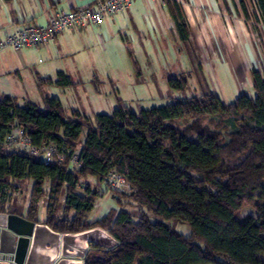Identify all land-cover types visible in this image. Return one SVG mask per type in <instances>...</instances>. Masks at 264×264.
Here are the masks:
<instances>
[{"label":"trees","instance_id":"1","mask_svg":"<svg viewBox=\"0 0 264 264\" xmlns=\"http://www.w3.org/2000/svg\"><path fill=\"white\" fill-rule=\"evenodd\" d=\"M255 1L264 22V0ZM175 19L187 41L189 28L180 11ZM188 77L171 78V86L185 89ZM252 79L255 96L241 93L228 104L202 87L199 96L139 112L119 105L93 120L79 110L69 115L49 93L42 104L28 100L23 105L15 96L0 94V141L15 124L37 146L52 141L81 151L80 166H74L69 160L45 163L0 146V197L4 186L19 188L31 179L27 219L39 221L38 202L49 186L44 223L62 233L95 226L108 230L118 244L93 247L85 264H264V68H253ZM38 83L75 84L64 72L55 79L39 77ZM111 171L127 180L129 192L104 183ZM90 177L97 180L95 187ZM101 184L120 207L90 221ZM65 190L64 204L51 203L54 194ZM124 202L138 207L137 212ZM246 205L255 216L242 215ZM170 221L188 226L191 234L185 236Z\"/></svg>","mask_w":264,"mask_h":264},{"label":"crops","instance_id":"2","mask_svg":"<svg viewBox=\"0 0 264 264\" xmlns=\"http://www.w3.org/2000/svg\"><path fill=\"white\" fill-rule=\"evenodd\" d=\"M93 2L95 0H0V39L23 26L46 25L60 10H73ZM231 2L235 3L236 0H134L128 9L107 16L102 24H89L83 28L65 31L49 44L33 48V57L28 55L30 50L3 52L0 55L5 60L17 57L21 67L26 69L36 64L34 80L40 90L41 100L32 101L42 104L44 94H50L48 88L57 85L52 83L41 87L38 83L39 77L55 79L58 72H64L71 78L79 76L78 62L88 60L87 56L95 54L96 51L112 54V50L107 47L112 37L115 33L132 27L130 39L143 47L139 50H144L146 57L149 54L152 57L155 47L163 45L164 53L169 57L185 54L187 74L193 76L194 73L197 77L206 71L205 60L209 62L216 59L239 70L240 78L248 90L255 92L252 70L264 68V22L255 0L256 10L253 17L256 18V23L250 14L246 16L244 7ZM177 10L188 24L190 36L187 41L182 40L177 29ZM150 56L148 60L153 59ZM150 62L149 71L153 72L151 66L154 61ZM132 63L134 71L142 75L140 61L132 58ZM16 74L21 75L20 68ZM77 83L80 82L76 81L75 84ZM0 94L9 93L1 91ZM100 194L105 195L106 192ZM110 195L115 197L111 192ZM110 209L103 210L93 221L105 216ZM46 216L43 219L38 218L39 221L44 222ZM190 233L191 229L185 236Z\"/></svg>","mask_w":264,"mask_h":264},{"label":"rangeland","instance_id":"3","mask_svg":"<svg viewBox=\"0 0 264 264\" xmlns=\"http://www.w3.org/2000/svg\"><path fill=\"white\" fill-rule=\"evenodd\" d=\"M236 4H240L243 7L241 0H236L233 3V5ZM244 4L248 14L255 21L256 18L253 17L256 10L254 0H244ZM255 23L253 22V25ZM132 31L133 28L131 27L115 33V36L112 37L111 42L107 46L108 49L112 50V54L96 51L95 54L87 56L88 60L78 62L80 65L77 75L79 76H74L72 79L74 82L78 81L80 83L69 87L60 88L52 86L48 88L50 95L58 97L63 105L67 107L69 115H72L74 110H79L93 120L97 113H112L119 105L128 106L131 110L139 112L144 108L159 107L176 100L199 96L203 92L202 87H209L226 104L234 101L242 93L240 91H245L249 95L255 96V92L248 90L240 78L239 70H236L232 66L228 67V64L216 59H211L209 62L205 60V73L201 74L199 72L198 77L194 73L193 76H189L188 86L185 89L179 90L174 88L171 86L170 79L180 77V72H183L182 75H187L188 73L185 54L179 53L176 56L169 57L164 53V46L157 45L152 57L149 54L150 58H153L151 60L154 61L151 66L154 71L150 72L151 60H148L149 56L146 57L143 49L142 52L139 50L143 47L137 42L131 41L130 35ZM125 36L129 38L126 39ZM8 49L0 50V53L30 50L28 51V55L29 57H33L31 53L35 52L33 48ZM3 57L0 55V92L6 91L9 94L17 96L20 105H23L29 99L40 101V90L34 80L36 64L33 63L35 66H30L26 69L21 67L17 57L14 56L13 59L7 60L3 59ZM132 58L140 61L141 68L143 69L142 75H138V72L134 71ZM18 68H20L21 75L16 74ZM179 123L185 125L183 121ZM85 134L86 130L83 133L82 140H84ZM88 180L92 183L93 187L98 183L94 177H90ZM32 186L33 181L28 179L19 187L22 192L20 197L11 199L9 204L0 201L4 204V211L2 212L24 217L27 214V208L30 206L26 207L27 195L30 191L29 204L32 200ZM84 186L85 184H80L78 188L84 190ZM105 187L104 184H101L99 187L106 194H99L97 197L96 207L89 216L90 221H93L105 209L120 207L119 203L114 199L115 197H111V190H105ZM45 190L47 191V186H45ZM66 194V190L61 194H54L51 203L57 200L60 204H64L65 201L63 199L66 197ZM50 199L48 200L44 196L39 200V219H43L46 216V209ZM124 206L137 212L138 207L135 205L124 202ZM60 210L62 212V209ZM242 215L255 216L256 214L250 205H246L242 210ZM169 223L177 230L182 231L184 235H188L190 232L187 226L174 221H170Z\"/></svg>","mask_w":264,"mask_h":264},{"label":"built area","instance_id":"4","mask_svg":"<svg viewBox=\"0 0 264 264\" xmlns=\"http://www.w3.org/2000/svg\"><path fill=\"white\" fill-rule=\"evenodd\" d=\"M134 0H95L92 4L73 9L60 10L46 25H29L18 28L16 31L0 39V50L12 48L20 50L23 48H39L53 41L58 35L65 31L75 30L88 26L89 24H102L107 16H113L128 9ZM164 1V0H162ZM0 146L16 148L35 159L45 163H55L69 160L74 166H80V149H72L66 145L50 141L43 146L34 144L32 137L21 125L11 124L8 134L0 141ZM68 158V159H67ZM104 183L118 192H129L131 185L116 171H111L105 178ZM47 199H50L51 188L47 187ZM31 192V191H30ZM29 192V193H30ZM28 193L26 207L29 204ZM22 195L20 188L4 186L0 201L9 204L13 198ZM65 202L67 198L63 199ZM96 207L94 204L93 209ZM1 258V255H0Z\"/></svg>","mask_w":264,"mask_h":264},{"label":"water","instance_id":"5","mask_svg":"<svg viewBox=\"0 0 264 264\" xmlns=\"http://www.w3.org/2000/svg\"><path fill=\"white\" fill-rule=\"evenodd\" d=\"M117 244L101 226L62 233L47 223L0 212V264H85L93 247L110 249Z\"/></svg>","mask_w":264,"mask_h":264}]
</instances>
